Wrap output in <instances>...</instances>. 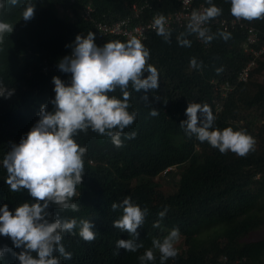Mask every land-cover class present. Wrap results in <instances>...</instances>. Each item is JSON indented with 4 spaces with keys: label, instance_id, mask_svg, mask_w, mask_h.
Masks as SVG:
<instances>
[{
    "label": "trees",
    "instance_id": "trees-1",
    "mask_svg": "<svg viewBox=\"0 0 264 264\" xmlns=\"http://www.w3.org/2000/svg\"><path fill=\"white\" fill-rule=\"evenodd\" d=\"M0 2L4 4L7 23L13 26V31L6 33L3 48L0 47V85L13 90L9 98L0 96V207L7 204L14 212L19 204L35 201L26 189L10 191L3 158L37 123L42 105H46L48 111H54L51 103L55 98L53 77L58 76L65 84H70L71 74L61 71L58 64L71 55L75 37L91 31L100 47L108 41L127 42L128 36L105 33L103 26L113 27L127 17L138 23L153 12L163 15L182 13L186 5L190 12L209 5L207 0H192L190 4H185L184 0H17L15 5L11 0ZM29 3L35 5L34 15L25 20L23 12ZM144 3L148 7L142 15L136 16L131 6ZM212 3L221 8L222 13L205 26L213 34L231 33L227 41L217 35L210 43H204L193 34L187 37L191 47L181 46L177 37L186 32L187 24L184 23L181 28L176 24L170 28V42L156 31L146 40L137 37L150 52L148 63L158 70L159 87L145 93L144 90L136 92L129 85L128 110L135 111L137 117L124 129L121 147H116L110 137L91 129L74 137L80 146L87 148L83 157L82 183L77 185V195L71 201L79 210H59L50 205L49 219L57 216L61 220L76 219V234L68 233L65 239L78 241H84L79 236V221L89 219L98 238L94 245L88 246L95 257L94 264H139V257L152 248L155 235L143 225L138 228L137 241L143 247L129 255L114 254L117 252L112 248L114 237L107 235L110 204L130 193L106 184L112 173L123 168L118 153L127 155L131 150L139 155L134 158L130 183L137 179L143 193L130 196L142 203V209L149 207L151 212L157 209L159 199L170 201L174 213L164 221L165 227L169 231L178 228L191 236L187 257L177 255L165 264H207L210 256L215 261L224 253L232 258L247 256L244 264L264 262V238L251 242L242 240L252 229L264 224V61L260 58L259 70L251 74L248 82L237 84L225 98L221 92L216 96L218 91L215 89L221 82L237 80V74L252 57L243 48L247 33L252 28L258 31L260 41L264 39V19H241L242 26L235 24L226 29L227 22L235 18L230 12V0H212ZM60 9L66 13L60 14ZM252 45L257 47L259 41ZM193 57L200 67L190 66ZM217 68L223 71L218 74ZM147 75L145 72L144 76ZM145 94L147 101L142 98ZM109 95L122 99L119 89ZM217 102L223 103V108L218 109ZM189 103L210 106L215 116L213 129L232 127L246 131L255 139L254 151L243 157L231 151L222 154L207 142L202 143L194 135L186 134L180 122L187 119ZM153 109L158 115H150ZM133 132L135 137L127 138ZM180 163H188L181 175L180 189L165 197L163 185L157 188L156 175L166 166ZM130 192L134 193L132 189ZM226 210L232 216L227 215ZM150 222L149 219L148 225ZM216 222L226 225L223 233L226 243L220 246L214 239L198 244L193 238L195 230ZM161 233L163 240L162 230ZM6 238L0 235V243ZM128 238V233L121 231L120 239ZM76 244L72 242L73 246ZM153 251L155 257L160 256L156 249ZM0 261L3 262L1 257Z\"/></svg>",
    "mask_w": 264,
    "mask_h": 264
},
{
    "label": "clouds",
    "instance_id": "clouds-1",
    "mask_svg": "<svg viewBox=\"0 0 264 264\" xmlns=\"http://www.w3.org/2000/svg\"><path fill=\"white\" fill-rule=\"evenodd\" d=\"M15 5L17 0H11ZM208 7L202 6L199 10H193L188 21L174 24L182 27L186 25V32L177 37L178 43L184 47H191V41L187 38L195 34L204 43H210L216 36L225 41L231 38V33L220 31L211 33L205 25L221 15L222 9L207 0ZM230 12L235 18L227 22L226 29L235 24L243 25V20L253 21L264 19V0H230ZM4 4L0 2V47L4 46L6 33L13 31V26L7 23ZM35 5L29 3L23 12V18L29 20L34 15ZM154 14H159L153 20L152 30L170 42L171 29L167 27L166 17L153 12L148 18L143 17L140 22L149 20ZM185 19V18H184ZM138 22V23H140ZM246 25V24H245ZM146 38L141 40H146ZM136 36H132L127 42L119 40L108 41L102 47L95 43V33L87 35L78 34L75 37L72 53L65 56L58 64L61 71L71 74L70 84L58 76L53 77L55 98L51 101L54 111H48L46 105H42L39 112V120L23 137L19 144H13L10 151L3 158V167L7 170L6 184L12 192H20L26 189L35 202L19 204L15 211H10L8 205L0 207V235L8 238L0 243V264H94L95 257L88 247L94 245L98 238L94 231V224L89 219L79 221V236L84 241L65 239L67 234L75 235L77 228L76 219L61 220L58 216L49 219L50 205H55L59 210L71 209L78 211V205L71 202L77 195V185L82 183L84 173L83 157L87 152L86 147L80 146L74 138L79 132H87L91 129L100 135L111 138L116 147L122 146L121 135L124 129L134 123L137 113L129 112L130 96L129 85L136 91L155 90L159 87V73L156 67L148 63L149 50ZM259 41L257 47L253 46ZM244 51L252 55L237 74L236 81L221 82L216 87V94L221 92L224 98L235 90L239 83L249 81L252 73L259 70L258 61H264V39L259 40L258 31L250 28L247 40L244 42ZM1 55V53H0ZM202 63V62H201ZM192 68L200 67L196 58L190 61ZM217 73L223 71L216 69ZM147 72L148 75L144 76ZM242 72V73H241ZM263 79V77L261 78ZM117 89L122 94V99L114 93ZM226 93V94H225ZM13 90L0 85V96L9 98ZM220 95V94H219ZM144 101L148 97L145 94ZM223 103L217 102L218 109L223 108ZM199 113V115H198ZM158 115L156 109L150 113ZM187 119L180 122L189 136H195L200 142H207L222 154L231 151L238 156H246L254 151L255 139L244 130H233L226 127L223 130L213 129L215 116L209 105L189 103L186 108ZM131 133L127 138H134ZM134 149V148H133ZM118 153V152H117ZM129 154L118 153L123 162L121 171L110 175L106 185L114 186L127 191L132 196H140L143 187L137 179L130 183L134 158L137 154L134 150ZM92 162V160H91ZM188 163L166 166L156 175L158 186H162L165 197L174 195L180 188L179 182L184 168ZM166 177L170 184H163L160 177ZM156 184V183H155ZM130 189L134 192L131 194ZM160 190V191H162ZM127 195L110 204L107 235L114 237L112 248L114 254H131L143 247L138 243V228L146 226L152 234V248L147 249L139 257V264L153 261L149 264H165L169 258L177 255L186 258L190 249L191 236L185 231L174 228L171 231L164 225L167 217L174 213L170 201L159 199L158 207L153 212L148 208H141L139 201ZM227 215L232 216L227 210ZM149 219L151 222L148 225ZM226 225L223 222L209 223L199 226L193 238L198 244H205L216 239L220 246L226 243L223 233ZM264 228V224L252 229L242 240L251 242L263 239L264 234L255 235ZM161 230L164 239L161 237ZM122 232H127L128 239H120ZM96 238V239H95ZM75 241L78 244L72 245ZM91 242V243H90ZM190 242V244H189ZM122 248V249H121ZM120 249V250H119ZM153 249L160 256L155 257ZM119 250V251H118ZM210 256L207 264H244L247 256L230 257L221 254L214 261ZM264 264V262L262 263Z\"/></svg>",
    "mask_w": 264,
    "mask_h": 264
},
{
    "label": "built area",
    "instance_id": "built-area-1",
    "mask_svg": "<svg viewBox=\"0 0 264 264\" xmlns=\"http://www.w3.org/2000/svg\"><path fill=\"white\" fill-rule=\"evenodd\" d=\"M192 0H184L185 4H190ZM188 5L184 7V11L182 13H174L172 16L166 17L167 20V27H172L175 22L181 23L184 18L190 17L191 12L188 11ZM134 10V13L136 16L142 15L144 13V10L148 7L147 3L138 5L135 4L131 6ZM159 14H154L149 20L140 22V23H134V20L131 17H127L121 21V23L116 24L113 27H107L103 26V30L105 33L110 32L113 34H122L123 36H128L131 38L132 36H136L138 38L144 39L147 37L148 33L152 30H155L152 27L153 20L156 16Z\"/></svg>",
    "mask_w": 264,
    "mask_h": 264
},
{
    "label": "rangeland",
    "instance_id": "rangeland-1",
    "mask_svg": "<svg viewBox=\"0 0 264 264\" xmlns=\"http://www.w3.org/2000/svg\"><path fill=\"white\" fill-rule=\"evenodd\" d=\"M60 11V14L64 15L66 12L62 11V9L59 10ZM262 73L260 74V77H262ZM226 94V93H225ZM217 96V94H216ZM160 180L161 182H163V184H170L171 181H169L168 178H166L165 176L164 177H160ZM259 234H264V228L261 229L260 231H258L257 233H255V235H259Z\"/></svg>",
    "mask_w": 264,
    "mask_h": 264
}]
</instances>
